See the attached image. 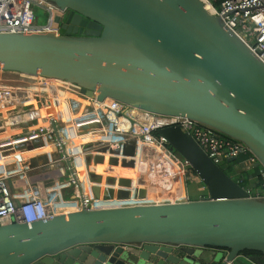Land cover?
I'll list each match as a JSON object with an SVG mask.
<instances>
[{
  "label": "water",
  "instance_id": "1",
  "mask_svg": "<svg viewBox=\"0 0 264 264\" xmlns=\"http://www.w3.org/2000/svg\"><path fill=\"white\" fill-rule=\"evenodd\" d=\"M46 1L61 9L63 33L0 32V70L69 81L98 100L191 118L243 142L256 167H264V61L202 0ZM38 115H13L0 127ZM158 132L199 174L204 198L1 224L0 264H229L246 250L264 253V199L250 196L181 126ZM125 153L136 155L135 140ZM122 166L135 167V160ZM90 179L97 201L132 196L113 187L101 195L104 183L133 187L129 176L104 179L91 171Z\"/></svg>",
  "mask_w": 264,
  "mask_h": 264
},
{
  "label": "built area",
  "instance_id": "2",
  "mask_svg": "<svg viewBox=\"0 0 264 264\" xmlns=\"http://www.w3.org/2000/svg\"><path fill=\"white\" fill-rule=\"evenodd\" d=\"M202 1L208 11L220 16L225 25L264 61V0ZM37 9L45 12V22L39 21ZM61 15V9L46 0H0V32L26 35L61 33L57 20ZM74 85L82 102L77 105L72 98H66L69 118L60 110L42 115L43 107L63 101L58 92L0 87V120L27 111H40L33 121L0 127V155L5 159L4 168L0 171V225L14 221L32 223L63 212L107 206L104 201H97L92 192L95 183L90 179V172H96L97 156H104L107 163L116 158L121 166L124 161L132 159L140 162L138 157L146 159V168L152 180L149 194L141 199L161 197L168 202L192 200L188 189L190 182L199 184L201 193L196 199L204 198L206 195L202 192L206 187L201 184L202 179L190 162L170 149L165 136L155 133L165 126H181L219 165L236 157L241 158L238 167L243 170L256 167L258 159L248 146L209 126L188 117L161 115L127 106L113 98L98 100L83 93L81 86ZM2 107L7 109L6 112L1 110ZM90 134L100 138L77 143L78 138ZM133 140L136 141V155L129 156L125 149ZM46 145L49 147L47 151L18 157L19 153ZM34 157H37L36 161L31 162ZM78 160L84 161L90 180L89 191L84 189L79 177ZM260 167L259 173L264 177V167ZM116 176L118 180L119 176ZM14 180L18 183L13 184ZM169 180H173L175 189L178 184L180 186V191L174 189V195L169 194ZM39 182L44 184L43 190H40ZM109 187L115 189L116 195L118 189H129L132 196L137 193V197H141L138 185L125 187L117 182L116 185H102V198L104 190H109ZM247 189L250 196L264 199V193ZM60 201L74 203V209L60 211Z\"/></svg>",
  "mask_w": 264,
  "mask_h": 264
},
{
  "label": "crops",
  "instance_id": "3",
  "mask_svg": "<svg viewBox=\"0 0 264 264\" xmlns=\"http://www.w3.org/2000/svg\"><path fill=\"white\" fill-rule=\"evenodd\" d=\"M79 101H80V98H77ZM78 102V101H77ZM63 102H61L62 104ZM5 108H1V110L3 111ZM63 111H62V110ZM57 110H60L63 114L67 115L66 114V110H68V107H62L60 108L59 107V104H58V107L56 109ZM6 112V110H4ZM69 111V110H68ZM94 138H100L99 136H94V134H90V135H87V136H83L81 138H78L77 139V143H80V142H86L90 139H94ZM49 149L48 145H46L45 147H41V148H37V149H33L31 151H26V152H23V153H19V158H22V157H28L30 155H35L37 153H40L41 151H47ZM3 157L0 155V158ZM140 158L138 161V163L135 162V165L138 166V167H123L121 165H118V166H115V167H112V166H109L107 162H104L103 164L102 163H98L96 166H95V170L97 173H100L103 175L104 179L107 178L109 175L111 174H115V175H118V176H129V177H132L133 179V184L134 185H138L140 190L142 189H146L147 191L150 190V181L152 180L151 179V176L150 174L148 173L147 171V160L144 158H141V157H138ZM143 162V163H142ZM5 165V163H4ZM4 165L1 166L0 168V171H2L1 169L4 168ZM18 168V167H17ZM84 174L86 176H88V173L86 172V168L84 167ZM174 189H175V184L173 182V180H169L168 181V191H169V194L170 195H174ZM175 191H180V186L179 184L177 185ZM181 193H182V189H181ZM26 194V193H24ZM205 195V194H204ZM135 199L134 196H130V197H126V198H113V199H110L108 201H104L106 202V204H109V205H121V204H130L132 203V199ZM137 199L138 198H142V197H136ZM159 198V197H158ZM148 199V198H145L143 199L142 201L143 202H159L160 199ZM161 198V197H160ZM169 200V198H168ZM165 202V201H163ZM60 206L62 208H64V210H66V208L70 207L71 205H73L74 203L72 202H64V201H60L59 202ZM229 264H258L257 262H255L253 259H251L250 257H248L247 255H240L239 257H237L235 259V261H233L232 263H229Z\"/></svg>",
  "mask_w": 264,
  "mask_h": 264
},
{
  "label": "bare ground",
  "instance_id": "4",
  "mask_svg": "<svg viewBox=\"0 0 264 264\" xmlns=\"http://www.w3.org/2000/svg\"><path fill=\"white\" fill-rule=\"evenodd\" d=\"M3 71V70H1ZM2 73V72H0ZM20 80H18V83H5L6 80H3L0 76V83L6 84V85H0V87H18L21 90H26V91H31L34 92L36 90H52L54 92H58L63 98V102L62 104H59V107H68L66 101V98L68 97V99L72 98V102L75 104L77 103V105H81L82 99L81 97H78V92H75L74 89H76L74 84H71V82L69 81H63L61 79H55V78H46L43 76H34V75H26V74H21L20 73ZM9 77V76H8ZM44 81H47L48 84L46 85V87H42V83ZM80 98V101L77 99ZM78 101V102H77ZM58 105H56V103H51L50 105H46L45 107L42 108V115H47V114H52V113H56V109H57ZM66 114L65 115L67 118H69V111L66 110ZM71 133V131H70ZM5 163V159L4 157L0 158V168L1 166H3ZM77 169L79 170V177L83 183V187L86 191H89V187H90V180L89 177L86 176L84 174V161L83 160H78L77 162ZM143 199L141 198H133L132 199V203L130 204H121V205H109L106 204L108 206H113V207H117V206H123V205H135V204H139V203H151V202H143ZM160 202H152V203H164L168 202L167 199L164 198H160L159 200ZM106 203V202H105ZM75 204L71 205L70 207L66 208V209H74ZM60 211H62V207L60 206ZM65 211V210H63Z\"/></svg>",
  "mask_w": 264,
  "mask_h": 264
},
{
  "label": "trees",
  "instance_id": "5",
  "mask_svg": "<svg viewBox=\"0 0 264 264\" xmlns=\"http://www.w3.org/2000/svg\"><path fill=\"white\" fill-rule=\"evenodd\" d=\"M155 133L158 134L159 132L156 131ZM169 147L174 153L179 154L178 151L174 149L170 144ZM240 160L241 158H238L236 161H225V163L221 164V166L227 174L232 176L235 181L239 182L245 188H249L253 192H255L258 188L263 187L264 177H262L259 173V169L261 167H253L251 170H239L237 169V167L240 164ZM63 210L64 208H62V211ZM243 254L247 255L258 264H264V253L260 251L246 250L243 252Z\"/></svg>",
  "mask_w": 264,
  "mask_h": 264
},
{
  "label": "rangeland",
  "instance_id": "6",
  "mask_svg": "<svg viewBox=\"0 0 264 264\" xmlns=\"http://www.w3.org/2000/svg\"><path fill=\"white\" fill-rule=\"evenodd\" d=\"M37 13H38V15H39V21L40 22H45L46 21V15H45V12L42 10V9H37ZM63 31V30H62ZM63 33V32H62ZM0 72H2V73H0V76H1V78L3 79V80H6L5 81V83H10V84H13L14 82L15 83H18V80H20V73H18V72H14V71H1L0 70ZM9 76V77H8ZM43 82H41L42 84V87H46V85L48 84V82L47 81H44V80H42ZM57 105V104H56ZM4 110H7L6 108L4 109ZM3 110V112H5ZM126 168H128V167H126ZM237 169H239V170H242V168L241 167H237ZM197 173V172H196ZM198 174V173H197ZM201 184H203V185H205L204 183H203V181L201 182ZM198 187H199V184L198 183H188V189H189V192H190V195L193 197V198H197V197H199V195H200V191L198 190ZM202 194H205V195H207V189H205L203 192H202ZM159 199H160V197H159ZM160 202V201H159Z\"/></svg>",
  "mask_w": 264,
  "mask_h": 264
}]
</instances>
